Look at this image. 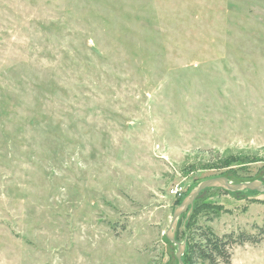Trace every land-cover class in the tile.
Segmentation results:
<instances>
[{
    "label": "rangeland",
    "instance_id": "1",
    "mask_svg": "<svg viewBox=\"0 0 264 264\" xmlns=\"http://www.w3.org/2000/svg\"><path fill=\"white\" fill-rule=\"evenodd\" d=\"M217 177L264 184V0H0V264H177ZM198 200L264 264V193Z\"/></svg>",
    "mask_w": 264,
    "mask_h": 264
},
{
    "label": "trees",
    "instance_id": "2",
    "mask_svg": "<svg viewBox=\"0 0 264 264\" xmlns=\"http://www.w3.org/2000/svg\"><path fill=\"white\" fill-rule=\"evenodd\" d=\"M218 163L220 165L218 168H229L236 164H244L240 159L232 156L219 159ZM210 190L213 189L203 191L199 197ZM187 194L182 195L176 201V204L179 205ZM199 197L193 204L194 213L199 209ZM175 241L185 243V251L182 256L183 264H230V250L233 247L242 246L244 243L253 244L257 242L253 237L244 233L237 235L229 233L218 237L209 228L195 226V223H190V217L186 218V214L180 216L178 220Z\"/></svg>",
    "mask_w": 264,
    "mask_h": 264
},
{
    "label": "water",
    "instance_id": "3",
    "mask_svg": "<svg viewBox=\"0 0 264 264\" xmlns=\"http://www.w3.org/2000/svg\"><path fill=\"white\" fill-rule=\"evenodd\" d=\"M207 189H220L231 193L242 191H255L257 193H264V184H262L260 181L234 184L229 182L224 177L212 178L198 183L174 209L171 222L167 231L165 232L166 239L176 247L175 259L177 264H183L182 256L185 251V243H178L175 241V231L178 220L182 214H190L194 201L203 191Z\"/></svg>",
    "mask_w": 264,
    "mask_h": 264
}]
</instances>
